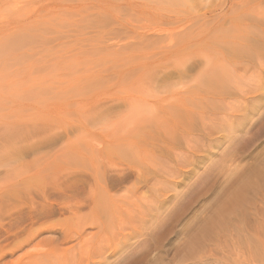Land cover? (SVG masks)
<instances>
[{"label": "rangeland", "instance_id": "1", "mask_svg": "<svg viewBox=\"0 0 264 264\" xmlns=\"http://www.w3.org/2000/svg\"><path fill=\"white\" fill-rule=\"evenodd\" d=\"M91 1L90 0H85V1L84 0L83 1L82 0L81 1H78V0H75V1L74 0H0V62L3 59L2 57L6 56V55H3L2 53H5V54L7 53V56L5 57L7 59H4L5 62L3 60L0 64L3 66V67L1 66V69H0L1 70L0 71V80H1L0 81V137L3 138V140L2 138L0 140V177H1L0 178V183H1L0 184V264H12L20 257H23L24 253L26 254L29 252L36 251L38 249L37 243H41L42 241L47 240V239H53L55 237H59L61 234L60 229L56 228L57 229L56 231L51 232L48 230V228L51 227L52 225H55V223L57 224V222L59 223L61 220H64L70 217L68 215L71 213L67 212L68 210L66 209V206L68 205V203L66 204V202H69V205H70L73 203V201L75 203V201H78V199L79 201L83 199L82 194L84 193V191H82L79 186L76 185L77 186L76 187L72 185L73 183L77 182V178L79 174L75 173L74 175L70 176L68 174V172L70 171H66L68 169L67 167L69 168L72 167L73 169L74 166L70 164V165H66V168H65L63 167L64 166L63 163L59 161L60 160L59 157L61 156V154L69 148L68 139L69 140H73L74 138L76 139V136L79 135L77 134L78 133L77 130L76 131L72 130V132L68 133L69 138H67L66 136L64 137L65 132L63 129L65 127L63 128V126H65L66 124H68L67 126H69V124L70 125L77 124L75 121L76 119L77 120L80 119V116L75 118L76 115L74 117L71 115L67 118L68 120L66 118L62 119L61 121L62 123H64V125H61V121L58 120L59 116L55 118L56 115H50L52 117H50L49 114L46 115L45 113L43 115L42 113H43L44 108H42V106L44 105L47 106L48 104V106L52 107L54 103H59V104L62 103L61 104L63 105L61 106L62 108L73 110L76 102L85 100L86 105H87L86 107L89 108V110H92V109L97 110L99 109V107H102V106L111 107V103L115 101L116 99L114 97V95H116V89L112 88V89L107 90L106 92L105 90L104 91L102 90L101 92V89H100L98 91L99 94L95 91L93 92L92 90H91V94H89V92L85 93L87 90L79 89V86H84L87 83L85 84L82 82L75 81L77 72L75 73L72 72V70L74 71L75 66L74 68L73 67H69L68 69L65 68L66 69L65 71H63L64 69L62 70V68H59L62 73L59 71H52V74H51L50 72L51 70L48 71L49 73L45 72L44 71L45 69L44 70L42 69V71L41 70L37 71L38 67L40 69L41 64L36 65L34 64V62L38 63L37 61L40 60V58H38L40 57V54H43L44 51L46 52L47 50L41 47V41H43L45 38L53 39V41L50 40V42L52 41V46H51L52 48L48 45L49 48L51 49H54L58 47V45L62 44V45L71 47V48H65L66 51L69 50L70 52L74 50L75 47L76 48L79 47L84 52L85 49L88 50L92 46L93 47L95 46L97 38L101 36L100 34L102 33L110 34L111 32L109 31V29L111 30L113 27L116 28L117 25L115 24L117 22L114 23L109 18V16H105L102 12H99L103 9L105 4L107 5V7H109L110 5L116 6L114 8L112 7V10L117 9L120 12V15H118L117 13L118 17L119 16L121 17L120 19L125 18L124 20L129 21L131 18L132 22L144 21L143 19H137L136 15H134V13H132L131 11L128 10V8L125 7V4H123L124 2L122 0L121 1L120 0L118 1L117 0H94V1L91 0ZM146 1H147L146 2L147 4L149 3L148 4L149 6H151L150 3H152V6H156L157 4L166 5V3L168 2L167 0H151V1L146 0ZM240 1L241 0H187V1L186 0H181V1L174 0L171 3H167L168 6L171 4L170 7L173 5L170 9L173 11H176V13L179 14V16L181 17L183 16L184 18L191 19V22H193V28L188 31L201 33V35L199 36V39L195 43L196 44L195 47H198V48L193 47V49L191 48L186 51L184 50L182 53L177 54L174 57H171L165 60L161 58V55L157 54L154 49H149L145 52L144 51L132 52V53H135L136 55L138 53H141L140 61H142V63L143 62L145 63L144 65L142 63H140V66L137 65L140 68H137L136 66L135 69L138 72L137 74H135L136 71H132L131 72L132 75L130 74L131 77L128 76V73L130 72L128 73L126 71H125L126 73L123 72V74L124 73L127 74L123 78V80L125 81L124 86H126V84L129 85L133 81L137 82L138 80H140L141 82L142 80L141 76H144L143 73L147 69L153 70L154 68L155 73L157 72L158 73H162V72L169 73L170 72V74L175 73L173 69L174 67H172V65H169L172 63L173 59H177L179 57L182 60L183 56L185 57V55L189 53H193V57L199 60L204 59L203 58L204 55L206 59H209L212 62H215V60L218 59L219 64L222 63L220 61L221 59L226 60V62L232 63L235 65L236 69H233L232 71L235 70L236 71L235 73H238L237 74L238 78H236L234 72H232V76L230 77L231 80L228 82L229 84L230 83L232 84L229 85L230 87L227 88V91H226V92L229 91V93H226L227 95L223 96L224 97L223 99L225 100V103H226V105H224L226 106V109L225 107H223V105L222 106L219 105V107L217 106L214 108L213 115L215 116L211 117L213 118L211 119L213 121H210V123L207 124V127L211 125L213 130H211V132L209 130V134H208L206 132L204 133L201 132L200 131L201 128L200 129L197 128L196 131L194 132L192 131L193 133L192 132L190 133L192 134L195 141L197 142V145L200 148L198 149L194 148L193 150L190 151V149H188L186 146L181 145V143L179 144L178 146L179 151L177 149V152L182 153V154L184 153L186 156L185 158L186 162L185 160L182 159L181 163L180 162L178 163L180 167L178 168L177 166V170L178 172H180L181 176L179 175L178 177H175L171 179L170 181H168L170 186H167V188H170L171 186H173L172 187L173 189L171 188L169 190L166 188L167 190H164L165 192L164 191L162 192L161 194L162 196L158 198L151 196L149 198V200H151V203H149L150 208L148 209L149 210L148 214L151 217V222H154V224L151 226L147 224L142 227V225L140 224L141 225L140 226L138 222V223H134L133 225L134 228L132 227L133 230L132 229L131 231L128 230L129 232L127 231L123 234L119 232L117 233V235L120 234L119 237L117 238V241L119 242L122 241V235H126V234L132 235L131 237H129L128 244H126L125 246V248L129 246L128 248H126L127 253H130L132 251L131 256L127 259L128 261H132L131 264H264V36L262 35V33H264V0H244V1L242 0V2ZM134 2L136 4H140L145 1L135 0ZM189 9H192V10H189ZM88 10L90 12H88ZM98 12L100 15L96 16L98 15ZM63 13L65 15H63ZM87 16L89 17L87 18ZM196 17H198V19ZM8 21H10V23ZM79 21H82V22H79ZM91 21H93L95 24L96 23L99 24V25L97 24L99 27L95 29L96 32L94 30L91 31L89 29L88 30L84 29V24L86 26L90 24ZM104 21H105V24H104ZM76 22H79L82 24H78V23L75 24ZM77 25L83 26L81 29L79 28V31L80 32L82 31L83 33L82 32L81 34L80 32L78 33ZM11 26H14V27L11 28ZM73 26H77V28ZM6 28H9V29H6ZM17 28L18 30H13ZM222 30L224 31L223 33H222ZM62 31L63 33H61ZM106 31H109L110 33H105ZM231 31H232V34H231ZM250 31H252V33L254 34L255 33L257 34L258 31L259 33L262 32L260 36L261 37L263 36L262 37L263 39H260L259 34H258L259 37L256 36V34L255 36L250 35L251 34ZM98 33H99V36H98ZM235 34H239L240 36L238 35L237 37V35ZM65 35H67V37ZM248 35H250L251 39L248 37ZM21 36H25L23 38H25L26 40L25 39L23 40V38L21 39ZM244 36L247 37V41L246 39L242 41L241 38H243ZM13 37H15V40L18 43L15 42ZM31 37L33 40L31 39ZM81 37L83 39H81ZM88 37H90V40L93 37L92 38L93 40H91L90 42ZM10 38H12L15 43H13V41L10 40ZM148 38H150L149 34H148ZM174 38L175 37L172 38V41L174 40ZM19 39H21L20 43L22 40L25 41L24 45H23V42L22 44H19ZM87 39L89 43L87 42ZM240 39L241 41H239ZM254 39H255V42L258 39L257 42L261 48V51H260V48L256 49L258 48L257 47L258 45H257V42L255 44ZM9 40H10V43L8 44L7 41ZM94 40L96 41L94 42ZM168 40L170 41V39ZM168 40L166 39V42ZM11 41H12V44H11ZM37 41H40V42L37 43ZM232 41H238L241 43L240 45H237V47L243 44V45H247L249 48V45H250L249 49L251 50L247 54V57L246 56L243 57L244 55L243 56L239 55V58L237 56L238 59H236V55L235 57H233L234 55L233 49L229 46L232 43ZM173 42H176V40H174ZM259 42L261 44H259ZM13 44L16 46L15 48ZM18 44L20 47L21 46H25V47L20 48L19 46H17ZM71 44L73 47L71 46ZM252 44L253 46H256V48L251 46ZM227 45L229 48L227 47ZM53 46H56V47L53 48ZM109 46L108 48H110ZM163 46H165V44H163ZM165 47H168V46H165ZM111 48L115 50L117 47H111ZM12 49L14 50V52L15 51L16 52L14 53ZM90 50H88V52H92V49ZM75 51L77 52L78 50L75 49ZM8 52H9V56H8ZM251 52L252 53L255 52L256 55L254 54L251 57V54H252ZM12 53L15 55V57ZM23 53H25V55ZM64 53L66 52L57 50L58 55L55 54L56 57L54 56L52 58L53 61H56V60L59 61L61 57L60 54L62 55ZM18 54L21 56L18 57ZM27 54H30V57L29 55L27 56ZM249 54H250V57H249ZM145 55L146 57H144ZM10 57L15 63L18 62L16 61V58L18 57L17 60L19 59V63H17L16 65L15 63L12 62L13 63L12 64L11 63L12 60H10ZM64 57H66V55H64ZM93 57H95L96 59L97 56H93ZM253 57H255L254 58L255 60H253ZM14 58H15V61H14ZM33 59H35V61ZM170 59L172 60L170 61ZM151 60H153V62L156 63L157 65L154 64ZM22 61H23V65L20 64L22 63ZM61 61L63 60L61 59ZM160 61L161 62L166 61V62L163 63L164 65L162 64L159 65ZM9 63H11L12 66ZM28 63L29 64L31 63V65H33L34 68L36 67V69L33 68L32 70L31 65L29 68ZM166 63H168V65ZM178 63L179 62H177V64ZM14 64L16 67L18 66L17 68H19V71L22 70L21 73L18 70H16V67H14ZM148 64L149 66H147ZM24 65L25 67L28 65L27 69L29 68L28 71L26 69V73L28 72L29 74L31 71H33L30 73V75L33 74L34 76H31V78H28V74L24 73L25 72V68L23 67ZM237 65L242 66V68L241 67L239 68ZM4 66H6V68L10 67L8 70L6 69V72H8L9 75L5 73L4 71L5 69L2 70ZM101 67H108V64L107 66L105 65L103 66V64H101ZM243 67H245V69ZM9 70L10 72L11 71L13 72L14 70H16L15 73H17V75L15 73L14 74L12 73V75L16 76L17 78L12 77V75L9 73ZM34 70L36 71V73L34 72ZM68 70H70L71 73ZM86 70H88V68H86ZM92 70H90V72ZM113 70L114 69H110L108 72L113 73ZM18 72L21 75V77L18 74ZM55 72H58L59 74H55ZM133 72L135 73L133 74ZM47 73L49 74L48 82L44 81L43 83L42 82L44 80L43 79L41 80V82L43 83L42 84L41 82H39L40 77L41 75L43 77ZM23 74H25L26 77ZM72 74H76V75L73 76ZM38 75H39V78L36 80L35 83H32L33 80L31 81L30 79H33V78L36 79V76L38 77ZM51 75L54 78L53 80H52ZM59 75L60 77H58ZM139 75H140L139 77L140 79L137 78V76ZM233 75L235 76L236 81L239 82V83L237 82L235 85L237 86L239 93L241 92L242 94L241 93L238 94L237 88H234L235 85L232 86L233 81L235 80V78L232 80ZM10 77L11 79L12 78H15V79L12 80L13 82L11 81L12 83L9 80L10 85H8V83L6 82H7V78L10 79ZM109 78L111 80L110 82L114 86V84L117 83V78L113 77L112 78L113 80L111 79V77ZM126 78L128 82L126 81ZM144 78H143V82L145 83L146 81L149 82L151 80L152 81L149 82V84H152L153 81L156 82L155 78L153 79L152 77L151 79L150 78L148 79L147 77H144ZM2 80L6 82L4 83L2 82ZM29 81L31 82L32 87L34 86L33 84H35V86L37 85L38 88L36 87L35 89L34 87L33 89L31 85L29 87L28 85ZM15 82L17 83L19 82V83L15 84ZM21 82H24V83H21ZM95 82H88L91 85L87 84V86H92V85L101 86L102 84L103 85L105 84L101 82H99V84H97L98 82L95 84ZM177 83H178L177 78H174L170 80L167 86H170V85L173 86L174 84H177ZM11 84L12 85L15 84V86H11ZM51 84L52 86H48ZM192 84L193 83L189 85H192ZM18 85H19V88L27 89L28 87L29 89L27 90L22 89L23 90L22 92L21 89L18 88ZM39 85H43V87L40 88ZM239 85L242 88L238 87ZM45 86H47V89H45L46 88ZM177 87H175V89H177ZM233 88L234 90H236L235 94H234L235 91H233ZM250 88H253V90L256 89V91L255 92L253 90L251 91ZM170 89L167 88V91L168 90L170 91ZM82 90L83 92L84 91L85 92L82 93ZM37 91L40 92V94ZM74 91L75 92L78 91L77 93L80 92L81 95L75 93ZM171 91H173V89H171ZM242 91H245V93L243 94ZM150 93L152 96V92ZM20 94L22 95L21 97H20ZM43 94L45 96H43ZM86 94L91 95L90 96L91 98L89 97V95L85 96ZM145 94H148L147 97ZM145 94L144 96H142L143 95L142 94L141 97H144V98L146 97L148 99L150 94L148 92H146ZM79 95L81 98L79 97ZM23 96L25 97L23 98ZM74 96H76L77 99ZM150 99L153 100L152 97H150L149 100ZM20 100L22 101L20 102ZM29 100H32V102ZM44 102H46L47 104H45ZM108 102L109 103L111 102V103L109 104ZM6 103L8 104V106ZM18 103L22 105L20 106L21 108L18 107L19 106ZM49 103L52 105H50ZM39 105H40V108H39ZM196 106H198V104ZM11 108L13 110H11ZM23 108H25V111ZM6 109H8V111L10 109L9 111L10 113ZM18 109L23 114L20 112L19 113L15 112ZM13 111L14 113H12ZM199 111H201L200 108H199ZM215 111L217 112V114ZM18 114L20 116H18ZM33 114L34 116H32ZM12 117H14V119ZM215 117L216 119H214ZM18 118L20 121L18 120ZM50 118L52 122L56 120L53 122V124H55L56 126L58 124L57 127L55 126L56 129L54 125L52 126L51 125L52 123L49 122ZM33 120L35 123L33 122ZM57 120H58V123H56ZM71 120L72 122L74 121L73 122L74 124H72ZM214 120L215 122H217L216 124L218 126L217 125L215 126ZM14 121H16L17 123ZM27 122L30 125H28ZM211 122L212 123L214 122V124H212ZM46 123H48L50 127H48ZM219 125H220V128H219ZM5 126H6V129H5ZM15 127H18V128H15ZM214 127H215V130H214ZM3 128L5 131H2ZM60 128L61 130H59ZM7 132L8 134H10V138ZM27 132H30L29 135H31L30 136L31 138L29 139H27L29 137ZM31 132L33 134H31ZM15 134H16V137H15ZM18 135L21 138H19ZM53 135H59V138L56 137L55 140L49 142V139H51V136ZM25 136H27V138H25ZM30 144L35 145V146L31 147ZM27 146L28 147L30 146L29 147V149L31 148L30 151H27L28 150ZM22 153H24L23 154L24 157H20ZM37 156H39L40 158L38 157L37 159H35ZM55 156H58L56 160H54ZM183 161L184 163L182 165ZM38 163L39 164L42 163L43 165L42 164L38 165ZM185 163H187V165ZM55 164H61L63 168H59L58 170L52 173L53 170H50L49 167L50 165L53 166ZM173 164H174V159L170 160L167 163V165L171 167L174 166ZM34 174L36 175L38 174L39 177L41 178L40 180H45L46 182L48 181L51 182V179L52 178L55 179L57 178V176L60 179L62 178V180L57 178V181L55 179L56 181L55 182L52 179L53 185L55 186H53L49 182L48 184L46 183L45 185L44 184L45 181L42 182L38 180L39 181V182L37 181L38 183L41 182V184H44L45 186L40 185L42 188L40 186L36 188L39 184L37 183L38 185H35L34 183L36 182L37 179L32 178L34 180L36 179L35 182L34 180L30 181V182H34L33 183L34 185L31 183L32 189L31 188L27 189L26 185L28 184L29 186L28 180H31L30 178H28V176L29 175L33 176ZM54 175L56 177H53ZM75 178H76V181H74ZM254 181L255 182L260 181V184H259L260 187L258 191H255V194H253L251 192V189H249L248 191V189L243 188V191L241 193L243 194L244 192L243 195L247 199H250L249 201L247 200L246 202L247 206L244 207L242 211H238V212L236 211L234 212V214H231V215L227 214L228 216L226 215V218H225L226 226L221 231L219 229V226L216 224L217 218L219 216L218 214L223 213L222 216L225 217V214L227 213L226 209H228L227 206L229 207V203L227 202L229 198H232L234 196L233 194L239 191L238 189H240L242 186V185L239 186L240 184L244 185L246 182H254ZM13 183H16L17 186H14ZM64 189L67 192H65ZM117 193H121V192L118 191ZM76 197H77V200L75 199ZM253 202H255V204H253L255 206H253L252 208L251 206ZM248 203H250L249 204L250 207L248 206ZM59 205H62V206L60 207ZM156 209H160V212L162 210L165 212V213L163 211L161 212L162 216L158 220L156 217L157 215L155 213ZM80 212H84V209H82ZM167 213H168L167 216L169 217L166 216ZM251 215L252 216L254 215L255 217L254 216L251 217ZM166 217L168 218V220H166ZM207 217L209 219L211 218L209 222V225L211 226H208V229L211 228L210 230L208 229L206 230L207 226L205 225V223H207L206 222V220H208ZM228 217H230V219ZM161 219H163L161 222L162 229L161 231L157 233V235L154 236L153 231L155 229L153 226L154 225L159 226V221ZM216 226L218 227V229ZM86 231L92 232L94 230L91 229V227H88L86 228ZM34 232H39V234L36 235L35 238H30L31 234ZM149 234L152 235L151 236V238L153 237L152 239L149 238L150 237ZM74 244L75 243L72 242V243H69L68 246L74 245ZM122 246L123 245L121 244H117V246H114L108 249L104 254L105 258L95 259L91 264H111V263L121 264L120 262H122L123 259L117 255L118 254L121 255L123 252H125L124 249L122 250ZM129 248H131L132 250L131 249L129 250Z\"/></svg>", "mask_w": 264, "mask_h": 264}, {"label": "bare ground", "instance_id": "2", "mask_svg": "<svg viewBox=\"0 0 264 264\" xmlns=\"http://www.w3.org/2000/svg\"><path fill=\"white\" fill-rule=\"evenodd\" d=\"M78 1H81V0H78ZM122 1L124 2L123 4H125V7L128 8L129 11L134 13V15H136L137 19H143L144 21L140 22L138 20L139 22H137V21L132 22L131 18L129 21L124 20L125 18L120 19L121 17L120 16L118 17V15H120V12L117 9L116 10L118 12L114 9L112 10V7L114 8L116 6L110 5L109 7H107V5L105 4L106 6L104 5L103 9L99 12H102L105 16H109V18L114 23L117 22L115 24V25H117V27L116 28L113 27L111 30L109 29V31L111 33L109 31L105 32V33H110V34L102 33V34H100L101 36H99V33H98L99 37L97 38V41L94 40V42L96 41L95 46L94 47L92 46L93 48L91 47L88 49V50L92 49V52H88L87 49H85V51L83 52L82 49L79 47H77V48L75 47V49L78 50L79 52L78 51L76 52L75 49L69 52V50L66 51L65 48H71V47L62 45L61 43H60L61 45H58V47H56L57 45L55 44L56 46H53V48L54 47H56V48L51 49L53 39L45 38L43 41H41V47H43V48H45V50L46 49L47 50H46V52L44 51L43 54H40V57H38V58H40L39 61H37L38 60V58H37L36 61L38 63L34 62V64H36V65L41 64L42 68L40 67V69H39V67H38L37 71H39V70L42 71V69L43 70L45 69L44 71L48 72L49 70H51L50 72L52 74V71L61 72L59 68H62V70L64 69L63 71H65L69 67L74 68V66H75L74 71L72 70V72L73 73L77 72V75L76 74H72V75L73 76L76 75V77H75L76 82H82L85 84L86 83L90 84L88 82H95L96 81L95 84L97 82H98L97 84H99V82L106 84V85L102 84L101 86H98V85L87 86V84H86L84 86H79V89L87 90L86 92L85 91L84 92L85 93L89 92V94H91V90L93 92L95 91L98 93V91L100 89H101V92H102V90L103 91L105 90V92H106L109 89L115 88L116 89V95H114V97L116 99L112 103L110 102L111 107L110 106H108V107L102 106V107H99V109H97V110H93V109L89 110V108L86 107L87 105H86L85 100H84L85 102L84 101L76 102L73 110L62 108L61 107V106H63V105H61L62 103H60V104L54 103L53 106L50 107V106H48V104L46 102H44L45 104H47V106L46 105L42 106V108H44L43 113H42L43 115H44V113L46 115L49 114V116L50 115H56L55 118H57V116H59L58 117L59 121H61L62 119H65V118L67 119L71 115L73 117L76 115L75 118L80 116V119H78L79 121L77 119L75 121V119H74V121L77 124H74L73 123L74 121L72 122V120H71L72 124H74V125L69 124V126H67L68 124L65 123L66 125L63 126V128L65 127L63 129L65 132L64 137L66 136L67 138H69L68 133L72 132V130H74V131L77 130L78 131L77 134H79V135H77L78 137L76 136V139L75 138L73 140L68 139L69 142L68 141L67 142H68L69 148L61 154V156L59 157V159H60L59 161H61V163H63V165H64L63 167H65V168H66V165H70V164L72 166H74L73 169H72V167L71 168L67 167L68 169L66 171H70V172H68V174L70 176L74 175L75 173L79 174V176L77 178V182L73 183L72 185L73 186L77 185L80 187V189L82 191H84V193L82 194L83 199L81 198L82 200H80V201L78 199V201H75V203L72 200L73 203L71 202L72 204H70V205H69V202H66V204L68 203V205L66 206V209L68 210L67 212L71 213L68 215L70 217H68L67 219L61 220L59 223L57 222V224L55 223V225H52L51 227L48 228V230L51 232L56 231L57 230L56 228L60 229L61 234L59 237H55L53 239H47V240L42 241L41 243H37L38 249L36 247V249H37L36 251L29 252L26 254L24 253L23 257H20L19 259H17L12 264H91L95 259L105 258L104 257L105 252L108 249H110L114 246H117V244L123 245L122 250L123 249L125 250V252H123L121 255L120 254L117 255L123 259V261L120 263L121 264H131L132 261H128L127 259L131 256L132 251L130 253H127L126 248H128L129 246L126 248H125V246H126V244H128L129 237H131L132 235H128V234L122 235V241L119 242V241H117V238L119 237L120 234L117 235V233L119 232V233L123 234V233L127 232L128 230L131 231L132 227L134 228V226H133L134 223H138V222H139V225L140 224L142 225V227L144 225H147V224L150 226L154 224V222H151V217L148 214V211H149L148 209L150 208L149 203H151V200H149V198L151 196L157 197V198L162 196L161 194L164 190H167V189L170 190L173 187V186H171L170 188H167V186H170L168 181H170L171 179L178 177L180 175V172H178V170H177V166H178V168L180 167V165L178 163L179 162L181 163L182 159L185 160L186 156L184 153L182 154V153L177 152L179 144L181 143V145L186 146L188 149H190V151L193 150L194 148L195 149L200 148L197 145V142L195 141L194 137L190 133L192 131L193 132L196 131L197 128L198 129L201 128V130H200L201 132H203V133L206 132L209 134V130L211 132V130H213V129H212L211 125H209L207 127V124L210 123V121H213V120H211V119H213L211 117L215 116V115H213L214 108L217 106L219 107V105H221V106L223 105V107H225V109H226V106H224V105H226V103H225V100L223 99L224 98L223 96L227 95L226 93H229V91L228 92H226V91H227V88L230 87L229 85L232 84V83H230V84L228 83L231 80L230 77L232 76V72H234L236 78H238L237 77L238 73H235L236 72L235 70L232 71L233 69H236L234 64L228 63V62H226V60H223V59L220 60L222 63L219 64L218 59H216L215 62H212L209 59H206L204 57L205 56L204 55L203 56L204 59L199 60V59H195V57H193V53H189V54L185 55V57L183 56L182 60L178 57L177 59H173L172 63H174V64H172V63L169 64V65H172V67H174L173 69H174L175 73H171V74H170V72L169 73L168 72L167 73H163V72L162 73H158V72L155 73L154 68H153V70H148L146 68L147 70L144 71V73H143L144 76H141V79H142L141 82H140V80H138L137 82L133 81L129 85L126 84V86H124L125 81L123 80V78H124V76L127 75L125 73L130 72V73H128V76L131 77V75H132L131 72L136 71V69H135L136 66L137 65L140 66V63H142V61H140L141 53H138L136 55L135 53H132V52H137V51H144L145 52L149 49H154L156 51V53L160 54L161 58H163L165 60V59L174 57L177 54L182 53L184 50L186 51V50L191 49V48L193 49V47L196 46L195 43L199 39V36L201 35V33L188 31V30H191L193 28V22H191V19L184 18L183 16L182 17L179 16V14H177L176 11H173L170 9L173 5L171 7H170L171 4L169 6L167 5V3H171L174 0H167L168 2L166 1L167 2L166 5H164V4L158 5L156 3L157 4L156 6H152V3H150L151 6H149L148 5L149 3L147 4L146 0H144L145 2H142L140 4H136L134 2L135 0H122ZM240 2H242V0ZM182 3H183V1H182ZM184 7H186V6H184ZM89 10H88V12H90ZM189 10H192V9H189ZM86 12H87V10H86ZM99 12H98V15H96V14L95 15L99 16L100 15ZM117 13H118V15H117ZM63 15H65V14L63 13ZM88 17L89 16H87V18ZM196 18L198 19V17H196ZM104 19H106V18H104ZM197 19H196V21H197ZM101 20H102V18H101ZM261 21H260V23H261ZM8 22L10 23V21H8ZM79 22H82V21H79ZM79 22H76L75 24H77V23L82 24ZM99 23H100V21H99ZM106 23H108V22H106ZM72 24H73V22H72ZM97 24L98 23L95 24L93 21H91V23L86 25V26L84 24V29H87V30L89 29L91 31H93V30L95 31V29H97L99 27L98 26L99 24L98 25ZM104 24H105V21H104ZM7 25H9V24H7ZM77 26H78V33H79L80 32L79 28L81 29L83 26H79V25H77ZM77 26H73V27L77 28ZM7 27H9V26H7ZM13 27L14 26H11V28H13ZM6 29H9V28H6ZM63 29H64V27H63ZM221 29H223V28H221ZM13 30H18V28L13 29ZM256 30H257V28H256ZM19 31H20V29H19ZM100 31H101V29H100ZM224 31H225V29H224ZM224 31L222 30V33ZM248 31H249V29H248ZM259 31L257 32V34L255 33L256 36H258V34H259V36L261 35L262 32L259 33ZM31 32H33V31H31ZM39 32H41V31H39ZM81 32H80V34H81ZM250 32H251L250 35L255 36V34L252 33V31H250ZM13 33H14V31H13ZM61 33H63V31ZM15 34H17V33H15ZM59 34H60V32H59ZM148 34H149L150 38H148ZM231 34H232V31H231ZM44 35H46V34H44ZM235 35H237V37H238L239 34H235ZM250 35H248V37L251 39ZM262 35L264 36V33H262ZM60 36H61V34H60ZM65 36L67 37V35H65ZM80 36H82V35H80ZM80 36H79V38H80ZM15 37H17V36H15ZM15 37H13L14 40H15ZM23 37H25V36H21V39ZM173 37H175L174 40H176V42H173L174 40L172 41ZM262 37L260 36V39H263ZM18 38H19V36H18ZM18 38H17V40H18ZM88 38L90 40V37H88ZM92 38H91V40H93ZM13 39L10 38V40H12V41H13ZM21 39H19V44H22V42H23V45H24L25 41H23V40L25 38H23V40L20 43ZM31 39H32V37H31ZM81 39H83V38L81 37ZM166 39L167 40L170 39V41L168 40L166 42ZM241 39H242V41H244L245 39L247 41V37H245V36ZM241 39L239 41H241ZM10 40L7 41L8 44L10 43ZM50 40H52V41L50 42ZM91 40H90V42H91ZM12 41H11V44H12ZM257 41H258V39H257ZM15 42H17V41L15 40ZM15 42L13 41V43H15ZM38 42H40V41H37V43ZM87 42L89 43L88 39H87ZM254 42H255V39H254ZM256 42H255V44H256ZM246 43H248V42H246ZM19 44L17 46H19ZM34 44H35V42H34ZM90 44H92V43H90ZM163 44H165V46H168V47L163 46ZM222 44H223V42H222ZM240 44L241 43L238 41H232V43L229 45L233 49V52H234L233 57H235V55H236V59L239 58V55H241V56L244 55L243 57H245V56L247 57V54L251 50V49H249L250 45H249V48L247 45H243V44L241 46L237 47V45H240ZM259 44H261V43L259 42ZM48 45L51 48H49ZM109 45H111V46H109ZM257 45H258V42H257ZM13 46H14V48L16 47L14 44H13ZM27 46H28V44H27ZM71 46H72V44H71ZM108 46L110 48H108ZM251 46H253V44ZM21 47H25V46H21ZM111 47H117V48L114 50ZM227 47H228V45H227ZM253 47L256 48V46H253ZM257 47L258 48H256V49L260 48L259 45ZM195 48H198V47H195ZM202 48H203V46H202ZM38 49H39V47H38ZM57 50L58 51H65L66 53H64L62 55L60 54L61 57H60V60L58 58L59 61H57V60L53 61L52 58L54 56L56 57L55 54H57ZM104 50H105V52H104ZM107 51H109V52H107ZM111 51H113V52H111ZM189 51H191V50H189ZM204 51H206V50H204ZM260 51H261V48H260ZM13 52H14V50H13ZM25 53H23V54L25 55ZM82 53H84V54H82ZM2 54L7 56V53L6 54L2 53ZM250 54H249V57H250ZM254 54H255V52L251 54V57ZM28 55L30 57V54H27V56ZM64 55H66V57H64ZM201 55H202V53H201ZM6 56L2 57L3 59L1 60V62L4 59H7V58H5ZM8 56H9V52H8ZM19 56H21V55L18 54V57ZM93 56H97L96 59ZM237 56H238V58H237ZM14 57H15V55H14ZM144 57H146V55ZM147 57H148V55H147ZM209 57H210V55H209ZM17 58H16V61H18L17 63H19V59L17 60ZM154 58H153V60H154ZM254 58L255 57H253V60H255ZM61 59L63 61H61ZM156 59H157V57H156ZM10 60H12L11 57H10ZM33 60L35 61V59H33ZM153 60H151V61L153 62ZM171 60L172 59H170V61ZM14 61H15V58H14ZM20 61H21V59H20ZM170 61H169V63H170ZM1 62H0V64H1ZM4 62H5V60H4ZM12 62H13V60L11 61V63ZM24 62H25V60H24ZM165 62L160 61L159 65H161V64L164 65L163 63H165ZM177 62H179V63L177 64ZM11 63H9V64H11ZM13 63H15V62H13ZM17 63H15V64L17 65ZM31 63H33V62H31ZM31 63L30 64L28 63L29 68H30ZM144 63L145 62H143L142 64L144 65ZM12 64H11V66H12ZM15 64H14V67H16ZM20 64L23 65V61ZM26 64H27V62H26ZM101 64H103V66L104 65L107 66V64H108V67H101ZM154 64H156V63H154ZM166 64L168 65V63H166ZM109 65H110V67H109ZM239 65H237V66L239 68L240 67L242 68V66H239ZM1 66L2 65H0V69H1ZM147 66H149V64ZM17 67H16V70L19 71V68H17ZM23 67L25 68L24 73H26V69H27L28 65L26 67L24 65ZM9 68L10 67L6 68V66H4V68H2V70L5 69L4 70L5 73L8 74V72H6V69L8 70ZM24 68H23V70H24ZM33 68H34V66L31 65L32 70H33ZM86 68H88V70H86ZM90 68H92V69L94 68V69L92 70ZM95 68L96 69L98 68V69L96 70ZM137 68H140V67L137 66ZM243 68L245 69V67H243ZM28 69H27V71H28ZM34 69H36V67ZM75 69H76V71H75ZM110 69H114L113 73L108 72ZM163 69H164V67H163ZM16 70H14L13 72L12 71L10 72V70H9V73L12 75V73L14 74ZM90 70H92V71L90 72ZM21 71H19V72L21 73ZM68 71H70V70H68ZM19 72H18V74H19ZM31 72H33V71H31ZM34 72L36 73L35 70H34ZM123 72H125V73L123 74ZM137 72L138 71H136V73L133 72V74L134 73L137 74ZM30 73L29 74H28V72L26 73V74H28V78H31V76H34L33 74L30 75ZM43 73H42V75H43ZM48 73L45 74L43 77L41 75L40 81L39 80L38 81L41 82V80L44 79L42 81L43 83H44V81L48 82V79H49ZM70 73H71V71H70ZM108 73H110V74H108ZM228 73H230V74H228ZM15 74L17 75V73H15ZM55 74H59V73L55 72ZM86 74H88V75H86ZM23 75L25 76V74H23ZM29 75H30V77H29ZM107 75L109 77H111V79L113 77L117 78V83L114 84V86L110 82L111 80ZM235 76L233 75L232 80L235 78ZM12 77H16V76L12 75ZM20 77H21V75H20ZM51 77L53 80L54 78L52 75H51ZM58 77H60V75ZM139 77H140V75L137 76L138 79H140ZM142 77L143 78L147 77L148 79L149 78L151 79V77H152V79L155 78L156 82L153 81L152 84H149V82L152 81L151 80L149 82L146 81V83H145V82H143ZM241 77H242V75H241ZM38 78H39V75H38V77L36 76V79L33 78L30 80L31 81L33 80L32 83H35ZM46 78H47V80H46ZM72 78H74V77H72ZM174 78H177L178 83L174 84L173 86H171V85L167 86V84H169L170 80L174 79ZM236 78L234 80L235 83L233 81L232 86H234L238 82V81H236ZM3 79H4V77H3ZM14 79L15 78L11 79V77H10V79L7 78V82L6 81L5 82L8 83V85H10L9 80L11 82ZM34 79H35V81H34ZM187 80H189V81H187ZM60 81H59V83H60ZM126 81H127V78H126ZM2 82H4V81L2 80ZM24 82H21V83H24ZM39 82H38V84H39ZM18 83L15 82V84H18ZM50 83H51V81H50ZM191 83H193V84L189 85ZM15 84L14 85L11 84V86H15ZM170 84H172V83H170ZM28 85L30 87V85H31L30 81H29ZM33 85H34L33 87L31 85V87L33 89H34V87H35V89H36V87L38 88L37 85L36 86H35V84H33ZM45 85H46V83H45ZM39 86H40V88L43 87V85H39ZM48 86H52V84L48 85ZM21 87H23V86H21ZM45 87H46L45 89H47V86H45ZM76 87H78V86H76ZM171 87H173V88H171ZM175 87H177V89H175ZM238 87H240V85ZM18 88H19V85H18ZM167 88L168 89L171 88V89H173V91H171V89H170V91L169 90L167 91ZM234 88H237V86L235 85ZM234 88H233V91H235L234 92V94H235L236 90H234ZM240 88H242V87H240ZM19 89H21V91L23 92V90H25L26 88L25 89L19 88ZM27 89H29V88L27 87ZM79 89H78V91H79ZM96 89H97V91H96ZM250 89H251V91L253 90V88H250ZM228 90H230V89H228ZM29 91H31V90H29ZM237 91H238V94L241 93V92L239 93L238 88H237ZM253 91L255 92L256 89H254ZM77 92H75V93H77ZM84 92L82 90V93H84ZM146 92H148L150 94L149 98L152 97L153 100H151V99L149 100V98L148 99L146 98L148 95V94H145ZM150 92H152V96H151ZM242 92H243V94L245 93V91H242ZM38 93L40 94V92H38ZM10 94H11V92H10ZM10 94H8V95H10ZM21 94H20V97L23 95V94L22 95ZM77 94L81 95L80 92ZM77 94H76V96H77ZM144 94L146 95V97H145L146 99L144 97H141V95L144 96ZM80 95H79V97H80ZM88 95L86 94L85 96H88ZM43 96H45V95L43 94ZM76 96H74V97H76ZM90 96L91 95H89V97ZM236 96H238V95H236ZM24 97L25 96H23V98ZM114 97H113V99H114ZM76 99H77V97H76ZM22 100H20V102ZM32 100H29V101L32 102ZM8 103H10V102H8ZM197 104H198V106H196ZM50 105H52V104H50ZM7 106H8V104H7ZM20 106H22V105L19 104L18 107H20ZM12 107H13V105H12ZM90 107H91V105H90ZM97 107H98V105H97ZM39 108H40V105H39ZM199 108L201 111H199ZM23 109L25 111V108H23ZM6 110L8 111V109H6ZM11 110H13V109L11 108ZM28 110H27V112H28ZM9 111H10V109H9ZM14 111L12 113H14ZM15 112L19 113L20 110L18 109ZM20 113H22V112H20ZM216 114H217V112H216ZM18 116H20V115L18 114ZM32 116H34V114ZM50 117H52V116H50ZM12 118L14 119V117H12ZM38 119H39V117H38ZM214 119H216V117ZM18 120H19V118H18ZM28 120H29V118H28ZM34 120H35V118H34ZM34 120H33V122H34ZM53 120H54V118H53ZM58 120L56 123H58ZM54 121H56V120H54ZM14 122H16V121H14ZM49 122L52 123L51 124L52 126L53 125H54V127L56 126L55 124H53L51 118H50ZM214 122H215V120H214ZM214 122L213 123L211 122V123L214 124ZM48 123H46V124L48 127H50L48 125ZM216 123L217 122H215V126L217 125ZM28 125H30V124L28 123ZM61 125H64V123H62V121H61ZM47 126H46V128H47ZM57 126H58V124H57ZM42 127H44V126H42ZM56 127H55V129H56ZM15 128H18V127H15ZM61 128L59 130H61ZM219 128H220V125H219ZM5 129H6V126H5ZM214 130H215V127H214ZM216 130H217V128H216ZM2 131H5L4 128ZM14 132H15V130H14ZM7 134H8V132H7ZM16 134H15V137H16ZM27 134L29 135L30 132H27ZM31 134H33V133L31 132ZM8 136L10 138V134H8ZM30 136L31 135H29L28 138H27V136H25V138L29 139V138H31ZM6 137H7V135H6ZM46 137H48V136H46ZM56 137L59 138V135L51 136V139H49V142L55 140ZM1 138L2 137H0V140H1ZM19 138H21V137L19 136ZM16 139H18V138H16ZM43 139H44V137H43ZM2 140H3V138H2ZM13 140H15V139H13ZM43 141H45V140H43ZM30 145H31V147L35 146L32 144H30ZM29 147H28L27 151L31 150V148L29 149ZM178 151H179V149H178ZM23 154L24 153H22V155H20V157H24ZM15 156H16V154H15ZM38 157L39 156H37L35 159H37ZM57 157L58 156H55L54 160H56ZM173 159H174V164H173L174 166L173 167L168 166L167 163ZM185 162H186V160H185ZM183 163H184V161L182 162V165H183ZM41 164L38 163V165H41ZM185 164L187 165V163H185ZM63 167L61 166V164H55L53 166L50 165L49 169L53 170L52 171V173H53L54 171L58 170L59 168H63ZM20 168H21V166H20ZM53 177H56V176L54 175ZM28 178H30L31 180H28L29 186L27 184L26 187H27V189H30V188L32 189L31 183L33 184L36 179L37 180L34 184L35 185L39 184L36 187V188H38L40 185H44V184L46 185V183L48 184V182L53 185V180L55 181V179H56V181H57L58 176L55 179L52 178L53 180L51 179V182L50 181L46 182L45 180H40L41 178L39 177L38 174L37 175L34 174L33 176L29 175ZM32 178H36V179L34 180ZM58 179H60V178H58ZM32 180H34V182H30ZM38 180H40L42 182L45 181V183L44 184H41V182L38 183L39 182ZM60 180H62V178ZM74 181H76V178ZM13 184H14V186H17L16 183H13ZM259 184H260V181H258V182L254 181V182H246L244 185L243 184L239 185V186L242 185L241 188L238 189L239 191L236 192L235 194H233L234 196L232 198H229V200L227 202V203H229V207L227 206V208H228V209H226L227 213L226 214L224 213L225 217L222 216L223 213L218 214L219 216L217 218L216 224L219 226V229L221 231L226 226V219L225 218H226L227 214L231 215V214H234V212H236V211L237 212L242 211L244 209V207L247 206L246 202H247V200L249 201L250 199H247L243 195L244 192H243V194L241 193L243 191V188L248 189V191H249V189H251V192L253 194H255V191H258V189L260 187ZM53 186H55V185H53ZM33 188H35V187H33ZM69 188H71V187H69ZM64 191H65V189H64ZM118 191H120L121 193H117ZM65 192H67V191H65ZM253 194H251V195H253ZM75 199L77 200V197ZM10 201H11V199H10ZM250 203H248V206ZM253 204H255V202L252 203V206H251L252 208H253V206H255ZM225 205H226V203H225ZM59 206L61 207L62 205H59ZM82 209H84V212H80ZM259 210H260V208H259ZM161 212H160V209H156L155 213L157 215L156 216L157 220L162 216ZM167 215H168V213L166 214V216ZM253 216L251 215V217H253ZM167 217H169V216H167ZM167 217H166V220H168ZM228 218L230 219V217H228ZM146 219H148V220H146ZM163 219H161L159 221V226L158 225L153 226L155 229L154 231L152 230L154 236L157 235V233L159 231H161V229H162L161 228V225H162L161 222ZM210 219L208 218V220H206L207 223H205V221H204L205 225L207 226L206 230L208 229V226H211V225H209ZM155 223H157V222H155ZM211 224H212V222H211ZM254 226H256V225H254ZM88 227H91V229H93L94 231L87 232L86 228H88ZM202 229H203V227H202ZM210 229H208V230H210ZM217 229H218V227H217ZM206 230H204V231H206ZM38 234H39V232H34L31 234L30 238H35L36 235H38ZM129 234H131V233H129ZM151 236L152 235H150V237H149L150 239L153 238V237L151 238ZM26 242H28V241H26ZM72 242H74L75 244L68 246V244L72 243ZM42 244H44V245H42ZM131 247H133V246H131ZM130 249L131 248H129V250ZM111 264H114V263H111ZM117 264H119V263H117Z\"/></svg>", "mask_w": 264, "mask_h": 264}]
</instances>
